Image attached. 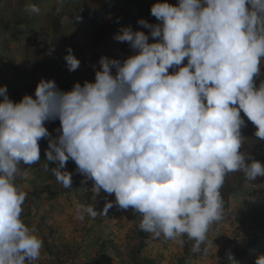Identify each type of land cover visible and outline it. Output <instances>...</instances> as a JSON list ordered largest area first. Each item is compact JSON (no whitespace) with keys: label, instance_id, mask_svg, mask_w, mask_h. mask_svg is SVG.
Returning a JSON list of instances; mask_svg holds the SVG:
<instances>
[{"label":"clouds","instance_id":"1","mask_svg":"<svg viewBox=\"0 0 264 264\" xmlns=\"http://www.w3.org/2000/svg\"><path fill=\"white\" fill-rule=\"evenodd\" d=\"M39 8L26 5L32 40L24 42L25 56L34 46L41 50L44 29L52 32L37 22ZM150 14L159 23L138 24L157 42L130 26L119 29L111 39L127 42L135 54L128 56L122 45L125 59L101 57L94 82H67L72 89L65 92L41 79L35 98L25 95L16 103L0 86V264H32L41 256L42 238L21 219L28 194L16 185L17 177H28L27 166L40 162L41 139L48 141L46 161L56 164L44 163V171L68 189L72 173L66 165L75 169L85 178L82 184L93 181L94 195L101 190L114 195L105 215L113 203L135 210L139 228L157 242L163 237L164 247L167 241L182 246L187 237L193 251L199 250L210 227L225 218L220 190L229 173L242 172L247 181L264 177V165L240 150L246 126L241 112L264 141V80L256 84L264 60V0L158 2ZM2 20L9 28L12 19ZM88 24L79 28L95 36L96 24L92 29ZM9 48L0 41V53ZM66 52L64 60L59 54L56 60L69 72L77 70L80 61L71 48ZM51 120L60 126L55 138L44 126ZM74 211L81 221L98 214L79 202ZM256 252L262 254L238 263L264 264V246Z\"/></svg>","mask_w":264,"mask_h":264},{"label":"rangeland","instance_id":"2","mask_svg":"<svg viewBox=\"0 0 264 264\" xmlns=\"http://www.w3.org/2000/svg\"><path fill=\"white\" fill-rule=\"evenodd\" d=\"M122 1L124 0H38L37 3H39L40 6L39 12L41 14V21L37 22L40 24V27L43 26L44 28L50 26L53 17L61 21V27L58 29V33L53 35V50L63 59V57L67 55L66 49L71 48L73 55L80 61L79 68L72 72H69L66 67L55 62L48 54H45L44 51L39 50L36 46H34L30 55H26L25 57L23 54L25 47L24 42L27 39H29V41L32 40V33L30 35L26 34L31 29V22H27L26 26L21 27L23 28L22 30L18 28L15 30L6 29L4 25L0 26V41L5 42L6 45L10 47L0 53V86H6L8 92L12 91V88L1 79L6 77L5 79L7 80H14L15 75L13 72H7L6 74V66L13 64L17 67H21L19 62L23 61L24 58L30 67L28 71H32L34 75L32 78L33 82L31 81L35 84L31 91L33 96L35 87L41 79L53 81V78L58 76V81L61 86L68 84L67 81L73 84L80 83L81 86L85 81L94 82V70H99V60L101 57L123 60L128 56L124 53L122 45H120L117 40L110 39L107 43H100L92 33H86L84 28H77L74 22L81 19L82 16L90 12L91 9L99 8L103 2L118 5L121 4ZM163 2H167L173 6L178 4V0H163ZM33 3H35L34 0H2L3 5L0 4V8H4L6 11H2L4 18H0L4 20L9 18L12 19L8 11L18 6L21 7L22 5ZM111 17L112 14H109L106 19ZM156 22L159 23L157 20ZM32 26L35 27L36 24ZM32 32L36 31L34 30ZM49 33L52 34V32ZM184 63L186 64V60ZM58 67L61 70H59ZM260 68L261 71L256 78V84L264 80L260 78L263 73L264 60L261 61ZM174 70L175 69H169L170 74ZM22 83L24 82L21 81L20 84ZM241 118L245 121L246 117L242 112ZM36 164L27 166L29 168V175L27 178L17 177L16 179V185L28 194L25 200L27 203H24L25 206L23 204V208L25 212L29 210L30 219H32L31 217L35 218V223L33 224V222L30 221L29 224L31 227L34 225L37 229L36 234L43 240L41 256L38 260L33 261L32 264H86L87 258L82 254L86 250V242L92 239L91 237L95 238V236H99L102 238L106 236L111 226L119 227L121 239L123 238L126 243V246L121 249V252L115 250L118 252L117 256L121 257L120 264H143L140 261L142 257L151 259L153 264H160V257H162L165 252H167V255L171 256L174 254L168 253V251H171L170 248L177 250V254L180 255L174 258L175 261L181 256L190 258L189 254L192 253H189L187 255L188 257L183 255L185 254V250H183L184 244H189L187 237L183 238L185 242L182 246L176 244L174 241H167V246L170 248L163 247V250H161V247L158 246L156 252H150L152 250L146 248L145 243L147 246L150 241H157V239L153 238L152 234L145 231V240L137 252L139 238L137 236V227L131 217L136 216L141 220V216L138 212L132 215L133 210L131 208L124 210L119 208L115 203H113V207L108 209V212L103 217V221L99 224L102 230L97 234H93L89 227L92 222L88 221V223L86 221L87 216L83 221L76 219L74 211L75 203L79 202L85 206L90 205L92 207L101 206L104 209L106 201L114 202V195H109L103 192V190H101L99 196L94 195L89 190L92 187L93 181L87 180L82 184L81 181L85 179L82 180L81 177L78 176V173L74 172L75 169L70 171L67 165L66 170L72 173V188L66 189L58 183L55 187L53 185L50 187L42 181L33 183V181H35L34 177H36L37 180L39 176L41 177L44 175L42 171H36V168L33 170L35 175L32 176L30 174L32 166ZM21 167L25 166L21 165ZM47 174L50 175V173ZM52 192L55 193L50 194ZM254 199V196L247 197L239 195L237 196L236 202H230L229 206H225V218L219 223H214L208 231L207 239H209V242L202 243L199 250L194 251L196 255L200 254V260L194 258V260L199 261L195 264H208L203 260L204 257L210 261V258L212 259L213 256L217 257L218 253L223 250L224 247L233 248V245L236 244L241 237L250 234L252 228L256 227L255 223L249 220L247 224L240 225L239 219H245V209ZM89 201H91V204H88ZM34 204H39L41 210L35 212ZM52 206H54L53 209ZM49 210L50 213H48ZM46 215H48L47 221L44 223L39 222V218ZM21 219L24 222L25 219L22 217ZM47 225L52 227L51 229L54 231L53 235L48 234L49 229ZM96 227H98V225H96ZM113 233L116 234L117 232L115 231ZM50 247L51 252L54 253L52 256L49 254L50 252L48 250ZM187 251H193V246L189 244ZM260 254H262V252H256L255 256L257 257ZM174 264H176V262ZM247 264L249 263L247 262Z\"/></svg>","mask_w":264,"mask_h":264},{"label":"trees","instance_id":"3","mask_svg":"<svg viewBox=\"0 0 264 264\" xmlns=\"http://www.w3.org/2000/svg\"><path fill=\"white\" fill-rule=\"evenodd\" d=\"M35 3L38 2V0H34ZM163 2V0H124L121 2V4L113 5L107 2H103L102 5L99 6V8H93L90 12L84 14L82 18L75 22L76 27H81V24L85 21L89 22L88 27H94L98 19H105L106 16L110 13L113 14V16L102 22L97 26L94 30V35L98 39V41H105L111 38H114L116 34H118L119 29L124 27H131L133 31H142L145 33V35H149V29L144 28L143 26L138 24L139 20H145L149 24H156V19L150 14V8L154 3ZM34 4V3H33ZM31 13L26 10V5H22L21 7H15L12 13V20L11 25L6 26V29H13L21 28L27 25V22L30 23V17L29 14ZM17 20V21H15ZM34 20V19H33ZM20 21V22H18ZM0 22H3L2 19H0ZM4 25V23H0V26ZM50 27L52 29V32L54 34L58 33L57 30L60 27V23L58 19H53L50 23ZM92 29V28H91ZM90 29V30H91ZM43 31L42 29H40ZM45 33L41 32V37H43V40L40 43L41 50L44 51L45 54H48L49 57H51L55 62L59 63V57L57 53L51 48V41H53V35L51 33H48L44 29ZM36 41L38 36H35ZM149 43L157 42L149 35ZM123 47L125 48L126 52H128V56L135 54V52L130 48V45L127 42H122ZM26 54V52H25ZM26 57V56H25ZM58 61H57V60ZM60 64V63H59ZM19 65L21 67H17L15 65H10L6 67V74L7 72H13L14 80H7L6 77H3V82L8 83V85L12 88V91L8 92L7 95L11 101L14 103L19 102L23 96L29 95L34 98V96L31 94L32 87L35 85L32 83L33 78V72L28 71L30 70V67L25 61V58L23 61L19 62ZM61 66L66 67L65 64H61ZM67 68V67H66ZM59 70H61L58 67ZM263 73L261 75V79H264V68L262 69ZM23 81L24 83L20 84V82ZM32 81V82H31ZM53 81L55 82L57 88L61 91H70L72 89V85L66 84L64 86H61L58 81V76L56 78H53ZM27 82V84H26ZM68 82V81H67ZM259 83H257L258 85ZM0 100H2V97H0ZM55 120L47 121L45 122V127L50 133V136L55 138L58 135V132L56 131L59 129V125L55 124ZM245 125L241 128V135L244 137L242 141L241 146V152L244 154H250L255 160L259 161L262 165H264V141L259 140L255 137L254 133L256 131L254 125L250 121L247 120V117L245 118ZM51 126L54 128V131L50 129ZM39 147H40V162H38L35 166H32V169L30 171V174L33 176L35 173L33 172L34 168H36V171H42L44 173L43 176H39V178L36 180V177H34L35 183L36 181H42L45 182L48 186L52 187V185L55 187V185L58 183L54 176L51 174H47L49 172L44 171L43 164L48 163L49 168L52 166H56L55 163L47 162L44 156V152L48 147V141L47 139H41L39 141ZM80 177L82 180L85 178L80 174ZM48 181V182H47ZM59 184V183H58ZM76 191V190H75ZM221 195L224 199L225 206H229L230 202H236L237 196L243 195V196H254L255 199L253 202L247 206L245 209L246 215L245 219L239 220L240 225L247 224V221L252 220L256 227L252 229V232L248 235H244L240 238L236 244H234L233 248L231 247H224L221 253L218 256V261L215 264H231V261L229 259V256H231L232 261L235 263L243 262L246 260H253L254 259V253L257 249H259L261 246H264V177H258L254 181H247L244 178V174L242 172H233L229 173L225 177V182L223 187L221 188ZM55 193V192H54ZM53 192L50 194H54ZM24 203H27L26 201ZM88 204H91V201L88 202ZM25 206V204H24ZM35 208V212L41 210L39 204L33 205ZM54 206H52V209ZM98 211V214L95 218L88 217L86 218V221H91L92 224L89 225L91 231L93 234H97L102 229H100L101 222L103 221V217L105 216V213L102 211L103 207L101 206H95L93 207ZM108 212V211H107ZM50 213V210L48 211ZM137 212L135 210L132 211V215L136 214ZM30 212L27 210L25 212L23 208V212L21 217L24 218V222L31 228V225L29 224L30 221L35 223V218L31 217L30 219ZM48 215L41 216L39 218V222H45L47 221ZM133 219L134 224L137 227V236L139 238V245L137 247L138 249L141 247L142 243L145 240L144 231L139 228V218L136 216L131 217ZM94 222V223H93ZM89 223V222H88ZM98 225V227H96ZM34 226V225H33ZM49 235H53L52 227L48 226ZM103 228V226H102ZM234 234V233H233ZM236 234V233H235ZM101 238L99 236H95L94 241H98ZM209 242V239H207L204 243ZM193 241L189 240V244L193 246ZM106 244V243H104ZM189 244H184L183 250H185V254L188 255L189 253H192L195 255L196 253L194 251H187L189 248ZM49 254L52 256L54 253L51 252V247L48 248ZM141 263L143 264H153V261L151 259H147L142 257L140 259ZM176 264H185L183 256L179 257V259L176 260ZM254 264V263H253Z\"/></svg>","mask_w":264,"mask_h":264},{"label":"crops","instance_id":"4","mask_svg":"<svg viewBox=\"0 0 264 264\" xmlns=\"http://www.w3.org/2000/svg\"><path fill=\"white\" fill-rule=\"evenodd\" d=\"M115 231L117 232L116 234L113 233ZM119 232H120L119 227L111 226V229L107 232V235L103 236L100 240L94 241V238L91 237L92 239L86 242L87 243V247L85 250V257L87 258L86 264H94V263L96 264H120L121 257L117 256L118 252H116L115 250H119L121 252V249L126 246V243L123 238L121 239V235ZM158 239H159L158 242L152 240L145 247L152 250L150 252H156V249L158 246H160L161 250H163L165 239L163 237H160ZM166 247L170 248L169 246H166ZM170 249L171 251H168V253H174V254L171 256V255H167V252H165V254L162 255L163 258L160 257L161 259L160 264H174L175 262H177L175 261L174 258H177L180 255L177 254V250H173V248H170ZM255 255L256 253L254 254V256ZM189 256L190 258L183 257L185 264H195L199 262L196 260H200V254L199 255L189 254ZM194 258L196 260H194ZM203 260L208 264H215L218 261V257H212V259L210 258V261L209 259L204 257ZM248 263L250 264V261H248ZM244 264H247V263H244Z\"/></svg>","mask_w":264,"mask_h":264}]
</instances>
